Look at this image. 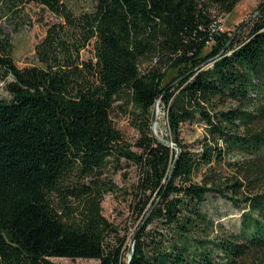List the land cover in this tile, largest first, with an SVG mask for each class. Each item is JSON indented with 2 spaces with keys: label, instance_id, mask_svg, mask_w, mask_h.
Here are the masks:
<instances>
[{
  "label": "trees",
  "instance_id": "trees-1",
  "mask_svg": "<svg viewBox=\"0 0 264 264\" xmlns=\"http://www.w3.org/2000/svg\"><path fill=\"white\" fill-rule=\"evenodd\" d=\"M240 1L96 0L75 15L63 0H0V19L36 3L64 20L26 67L0 27V77H11L0 98V264H264V0L246 34L216 28ZM123 99L138 152L112 120ZM158 100L178 157L153 131ZM193 120L205 125L196 151L180 136ZM122 157L141 169L130 263L128 233L102 206L117 185L100 176ZM210 193L245 205L238 230L204 209Z\"/></svg>",
  "mask_w": 264,
  "mask_h": 264
},
{
  "label": "rangeland",
  "instance_id": "rangeland-1",
  "mask_svg": "<svg viewBox=\"0 0 264 264\" xmlns=\"http://www.w3.org/2000/svg\"><path fill=\"white\" fill-rule=\"evenodd\" d=\"M67 7L75 15L83 12L92 11L95 8L96 0H63ZM261 0H242L235 9L228 14L219 15L217 26L220 31H228L231 34L244 32L255 18L258 4ZM64 21L61 17L54 14L43 5L31 3L25 7L23 12L16 16L5 15L0 19V27L6 34L10 35L13 43L12 56L19 67L33 65L35 60V46L46 35L47 29L53 23ZM245 23L242 27L241 24ZM94 41L92 40L81 51L82 58H94ZM176 76V70L171 69L167 72L165 82H169ZM11 77L5 80L0 77V98H9L10 95L6 89V83ZM156 114L155 132L162 140L174 137L171 134L167 112L164 105L160 102ZM154 110V108H153ZM112 120L116 128L122 133L124 142L133 151H139L136 142L140 137L138 129V120L134 114V107L126 100H119L114 105ZM205 125L202 121L193 120L186 122L181 127V139L185 147L191 151H196L199 139L204 134ZM141 176L140 167L133 161H128L125 157L120 158L119 162L112 160L108 163L104 173L100 176L103 179H112L116 185L115 192H107L104 196L102 206L103 213L118 227L128 233V241L134 234L141 217L133 211L132 202L135 190ZM195 180L201 179L200 174L195 175ZM242 206H245L242 204ZM242 206L235 207L233 203L217 194L210 193L203 207L215 219L222 223L227 229L238 230L242 214ZM130 242H128L129 247ZM129 252V250H128ZM56 262L62 264H101L99 259L95 258H64L53 257ZM129 259V253H127Z\"/></svg>",
  "mask_w": 264,
  "mask_h": 264
},
{
  "label": "water",
  "instance_id": "water-1",
  "mask_svg": "<svg viewBox=\"0 0 264 264\" xmlns=\"http://www.w3.org/2000/svg\"><path fill=\"white\" fill-rule=\"evenodd\" d=\"M159 102H160V100L157 101V103H156L155 106H154V110H153V112H152V123H153L152 128H153V131H154L155 134H156V132H155V127H154V125H155V122H156V114H157V112H156V110H155V107L158 105ZM156 136H157V134H156ZM157 137H158V136H157ZM158 139H159L162 143H164V144H166V145H169V146L175 148V149H176V157L179 156L181 149H180V147H179L175 142H173V140H171V138H169V139H167V140H162V139H160V138L158 137ZM135 240H136V235H134V236L132 237V239H131V241H130V244H129V252H128V253H129V259H128V262H129V263H130V261H131V259H132V256H133Z\"/></svg>",
  "mask_w": 264,
  "mask_h": 264
},
{
  "label": "bare ground",
  "instance_id": "bare-ground-1",
  "mask_svg": "<svg viewBox=\"0 0 264 264\" xmlns=\"http://www.w3.org/2000/svg\"><path fill=\"white\" fill-rule=\"evenodd\" d=\"M158 104H159V103H158ZM156 107H157L156 109L158 110V109H159L158 105H157ZM156 112H157V111H156Z\"/></svg>",
  "mask_w": 264,
  "mask_h": 264
}]
</instances>
